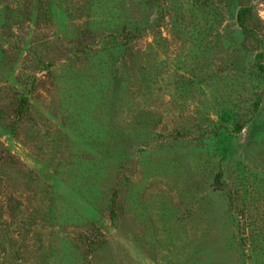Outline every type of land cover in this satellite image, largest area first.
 Instances as JSON below:
<instances>
[{
	"label": "rangeland",
	"instance_id": "obj_1",
	"mask_svg": "<svg viewBox=\"0 0 264 264\" xmlns=\"http://www.w3.org/2000/svg\"><path fill=\"white\" fill-rule=\"evenodd\" d=\"M0 264H264V0H0Z\"/></svg>",
	"mask_w": 264,
	"mask_h": 264
}]
</instances>
